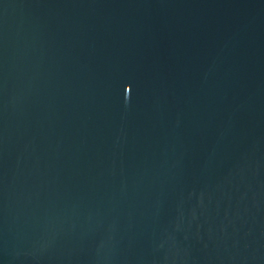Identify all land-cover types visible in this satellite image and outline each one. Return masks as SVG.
<instances>
[{"label": "water", "instance_id": "1", "mask_svg": "<svg viewBox=\"0 0 264 264\" xmlns=\"http://www.w3.org/2000/svg\"><path fill=\"white\" fill-rule=\"evenodd\" d=\"M0 264H264V0H0Z\"/></svg>", "mask_w": 264, "mask_h": 264}]
</instances>
